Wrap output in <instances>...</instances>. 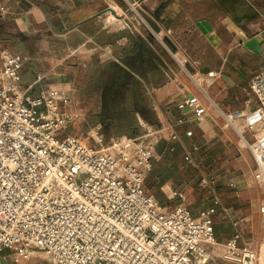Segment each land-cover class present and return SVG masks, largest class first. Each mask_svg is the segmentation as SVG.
Returning a JSON list of instances; mask_svg holds the SVG:
<instances>
[{
  "label": "crops",
  "instance_id": "0c3cea01",
  "mask_svg": "<svg viewBox=\"0 0 264 264\" xmlns=\"http://www.w3.org/2000/svg\"><path fill=\"white\" fill-rule=\"evenodd\" d=\"M5 53L26 58L19 90L27 99L84 74L129 75L152 111L151 121L135 113L138 126L160 131L151 139L147 192L164 210L182 205L196 220L210 211L217 245L209 264H232L219 260L228 240L262 248L264 188L249 149L258 130L226 116L258 106L249 80L264 70V0H0ZM191 97L197 107L177 106ZM0 264L52 262L3 248Z\"/></svg>",
  "mask_w": 264,
  "mask_h": 264
},
{
  "label": "built area",
  "instance_id": "2783aa9c",
  "mask_svg": "<svg viewBox=\"0 0 264 264\" xmlns=\"http://www.w3.org/2000/svg\"><path fill=\"white\" fill-rule=\"evenodd\" d=\"M25 61L21 54L0 56V250L22 259L39 252L52 264L212 262L210 211L196 220L182 205L164 210L144 187L153 153L147 137L160 131L136 132L107 148L59 136L72 121L60 106L66 98L55 91L25 98L19 90ZM249 92L258 106L226 119L258 130L249 149L253 177L264 188V70L250 78ZM177 106L198 103L191 97ZM220 246L222 263L264 264V242L258 250L234 240Z\"/></svg>",
  "mask_w": 264,
  "mask_h": 264
},
{
  "label": "rangeland",
  "instance_id": "374dc122",
  "mask_svg": "<svg viewBox=\"0 0 264 264\" xmlns=\"http://www.w3.org/2000/svg\"><path fill=\"white\" fill-rule=\"evenodd\" d=\"M80 76L64 84V89L54 90L57 97L66 98V103H61L60 106L72 117L71 122H67L60 128L59 136L71 134L79 141H85L88 146L107 148L113 143L132 139L136 132H144L146 124L143 126L137 124L130 137H123L112 132L110 124L106 122L107 117L102 114L100 91L95 89V86L100 84L97 74ZM96 80L99 84H94ZM152 138V135L148 136L147 140Z\"/></svg>",
  "mask_w": 264,
  "mask_h": 264
},
{
  "label": "flooded vegetation",
  "instance_id": "af4514ba",
  "mask_svg": "<svg viewBox=\"0 0 264 264\" xmlns=\"http://www.w3.org/2000/svg\"><path fill=\"white\" fill-rule=\"evenodd\" d=\"M131 77L118 69L110 68L108 72L97 73V80L94 84L100 95L102 114L106 116V122L121 121L131 116V113L125 108L126 88ZM100 87V88H99ZM133 131V130H132Z\"/></svg>",
  "mask_w": 264,
  "mask_h": 264
},
{
  "label": "trees",
  "instance_id": "16d2710c",
  "mask_svg": "<svg viewBox=\"0 0 264 264\" xmlns=\"http://www.w3.org/2000/svg\"><path fill=\"white\" fill-rule=\"evenodd\" d=\"M143 62L149 64L150 59L146 58ZM127 80H129L125 93L127 100L124 106L131 113V116L121 121L110 122L113 132L123 137H130L133 128L136 127L135 113H139L146 121H151L152 117V111L148 107L143 92L139 89V84L132 78Z\"/></svg>",
  "mask_w": 264,
  "mask_h": 264
},
{
  "label": "water",
  "instance_id": "95a60500",
  "mask_svg": "<svg viewBox=\"0 0 264 264\" xmlns=\"http://www.w3.org/2000/svg\"><path fill=\"white\" fill-rule=\"evenodd\" d=\"M148 23H149V25L152 27V29L154 30V31H158V27L155 25L156 23H155V21H153V20H148Z\"/></svg>",
  "mask_w": 264,
  "mask_h": 264
}]
</instances>
